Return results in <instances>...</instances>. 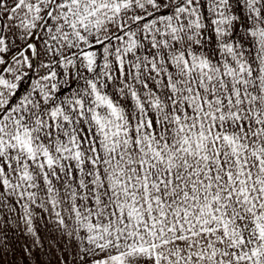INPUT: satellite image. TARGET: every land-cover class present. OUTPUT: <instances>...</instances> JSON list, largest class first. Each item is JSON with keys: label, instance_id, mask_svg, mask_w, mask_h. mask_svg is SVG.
<instances>
[{"label": "snow or ice", "instance_id": "snow-or-ice-1", "mask_svg": "<svg viewBox=\"0 0 264 264\" xmlns=\"http://www.w3.org/2000/svg\"><path fill=\"white\" fill-rule=\"evenodd\" d=\"M0 264H264V0H0Z\"/></svg>", "mask_w": 264, "mask_h": 264}]
</instances>
